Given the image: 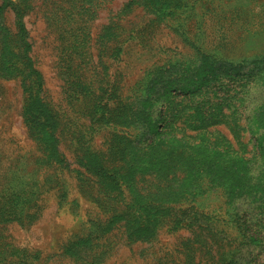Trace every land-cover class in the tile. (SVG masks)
<instances>
[{
  "label": "rangeland",
  "instance_id": "obj_1",
  "mask_svg": "<svg viewBox=\"0 0 264 264\" xmlns=\"http://www.w3.org/2000/svg\"><path fill=\"white\" fill-rule=\"evenodd\" d=\"M201 257L264 264V0H0V264Z\"/></svg>",
  "mask_w": 264,
  "mask_h": 264
},
{
  "label": "trees",
  "instance_id": "obj_2",
  "mask_svg": "<svg viewBox=\"0 0 264 264\" xmlns=\"http://www.w3.org/2000/svg\"><path fill=\"white\" fill-rule=\"evenodd\" d=\"M142 1H145V0H142ZM178 2L179 3H183V2H181V1H177V4H178ZM174 3H176V1L174 2ZM186 4V3H185ZM185 4H183L184 6H185ZM158 11H160V9L158 8ZM178 13H175V15H177ZM237 225H238V229L239 230H241V229H245L246 227H244V226H242V225H240L239 223H236ZM242 236L244 237V234H242ZM228 241H225L224 243H227ZM216 245H218V249H217V251H216V261L217 262H223V260H224V257L227 255V254H229V249H228V247H227V245L226 244H221V243H215ZM196 252L198 253L199 252V250H196ZM199 259V261L198 262H196V264H207V262L209 261V260H206V261H203V259H202V257H201V259L200 258H198Z\"/></svg>",
  "mask_w": 264,
  "mask_h": 264
}]
</instances>
